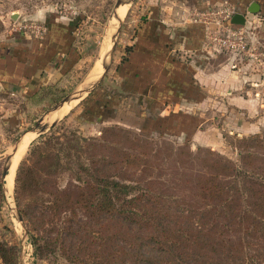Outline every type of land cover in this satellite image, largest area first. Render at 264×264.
Segmentation results:
<instances>
[{
  "label": "trees",
  "instance_id": "trees-1",
  "mask_svg": "<svg viewBox=\"0 0 264 264\" xmlns=\"http://www.w3.org/2000/svg\"><path fill=\"white\" fill-rule=\"evenodd\" d=\"M57 133L40 135L14 179L35 263L264 264L263 136L237 137L229 160L211 149L162 155L118 125ZM2 189L0 179V203ZM17 255L0 239L2 263Z\"/></svg>",
  "mask_w": 264,
  "mask_h": 264
},
{
  "label": "rangeland",
  "instance_id": "rangeland-1",
  "mask_svg": "<svg viewBox=\"0 0 264 264\" xmlns=\"http://www.w3.org/2000/svg\"><path fill=\"white\" fill-rule=\"evenodd\" d=\"M116 2L117 0H0V41L19 34L40 37L37 36L39 34L36 28L30 27L24 33L18 30L19 25H43L45 35L48 24L66 21L73 30L75 53L68 55L60 65L61 77L58 80L41 85L38 89L14 93L5 86H0V179L3 188L0 239L17 246L16 264L20 255V264H70L62 259L57 262H34L27 227L17 217L20 212L14 195V179L19 163L39 140L40 135L49 134L52 127L58 131V135L66 138L70 131L82 136H97L104 127L118 125L151 138L154 148L162 155L166 154L167 147L172 148V152L181 149L185 152L189 149L196 155H201V150L211 149L229 160L237 159L234 148L237 137L255 134L264 137V0H220L213 2L214 4L204 3L203 6L202 2L195 5L185 2L183 5L171 0H124L123 5L117 9ZM254 2L261 6L255 13L248 8ZM156 5L159 8L166 7L167 10L163 8V11L168 15H182L193 23L195 13L211 12L226 6L233 7V15L242 14L245 17V22L238 24L231 22V19L230 22L225 21V24L223 21L218 24L216 21L206 24L195 21L204 25V61L213 64L209 65L211 69H216L219 61L229 63L230 70L237 72L232 71L235 78L232 77L231 81L222 80L215 85L211 84L214 89L210 88L208 98L203 103H195L187 109L189 112H184L186 109L182 105L174 108L162 105L163 99L160 97L168 93L165 88L173 83V78L177 82L187 78L175 69L161 82L149 79L133 84V87L132 79L128 76V71L132 68L130 57L137 27L148 21V12ZM125 6L127 8L121 15L120 9ZM219 17L216 16L217 19ZM225 25H230L232 29H225ZM209 33H216L227 39L226 45L229 46L225 48L224 45H218L216 40L211 41ZM240 43L244 44L243 49L239 46ZM109 49L107 68L103 70L101 59ZM216 53L221 56L212 60L214 56L210 55ZM238 75L248 77L243 80ZM136 78L141 77L137 75ZM193 87L195 86L183 87V94L199 100V91ZM85 89L89 91H83ZM75 96L78 98L66 114L51 122L42 121L37 124L63 99ZM170 109L177 111L172 112ZM44 123L48 127L43 132H32L30 135L27 132L22 136L21 141L27 135L32 140L16 165L12 192H6L2 171L7 157L24 132L38 129ZM21 145L22 142L18 147ZM179 157L186 158V155L181 154ZM166 177L167 174H164L163 178ZM59 178V182L63 184L68 176L61 173ZM0 264L4 263L0 260Z\"/></svg>",
  "mask_w": 264,
  "mask_h": 264
},
{
  "label": "crops",
  "instance_id": "crops-1",
  "mask_svg": "<svg viewBox=\"0 0 264 264\" xmlns=\"http://www.w3.org/2000/svg\"><path fill=\"white\" fill-rule=\"evenodd\" d=\"M171 1H178L183 5L185 2H192V5L202 2L203 6L204 3L214 4L220 0ZM156 6L150 8L148 21L137 27L130 57L132 68L128 71V76L132 79L133 87V84L149 79L161 82L175 69L187 78L179 82L173 78V83L165 88L168 93L160 97L163 99L162 105L169 108L182 105L186 109L184 112H189L187 109L195 103H203L208 98L210 88L214 89L212 85L222 80L231 81L232 77L235 78L233 72L237 71L230 70V64L221 61L217 62L216 69H211L209 65L213 64L204 61V25L187 21L182 15H168L163 11V8L167 10L166 7L160 6L161 11ZM48 25V31L42 37L19 34L0 41V86H5L14 93H27L61 77L60 65L66 61L68 55L75 54L73 30L66 21H56ZM210 56H214L213 60L221 54ZM137 75L141 78H136ZM247 77L239 76L243 80ZM190 85H194L193 88L199 91L201 100L183 94V87Z\"/></svg>",
  "mask_w": 264,
  "mask_h": 264
},
{
  "label": "water",
  "instance_id": "water-1",
  "mask_svg": "<svg viewBox=\"0 0 264 264\" xmlns=\"http://www.w3.org/2000/svg\"><path fill=\"white\" fill-rule=\"evenodd\" d=\"M123 3H124V0H117V2H116V9H117L119 6L123 5ZM249 11H251V12H253V13L259 11V5H258L257 3H252V4L250 5V7H249ZM115 13H116V10H115ZM116 18H117L118 20H120V18H119L118 16H116ZM231 22H233V23H237V24H238V23H244V22H245V17H244V15H242V14H235V15L232 16V18H231ZM113 38H114V37H113ZM111 47H112V46H111ZM111 50H112V49H111ZM108 55H110V49H109L108 52L105 53V55H104V56L102 57V59H101V66H102V69H103V70H105V69L107 68L106 58H107ZM91 83H92V82H91ZM94 83H96V82H94ZM83 91H89V90L85 89V90H83ZM80 93H82V91H81ZM75 98H78V96H75V97H67V98L63 99V100L61 101V103L58 104V106H56V107H54V108L52 109V111L56 110L58 107H60L61 105H63L65 102L70 101V100H73V99H75ZM42 121H43V118L40 119V120L37 122V124L41 123ZM47 127H48V124H47V123H44V124H42L38 129L33 128V129H30V130H27L26 132H24V133L20 136V138L18 139V141H16V143H15V145H14V148H13V150H12V153L7 157L6 165H5V167H4L3 171H2V175H3V184H4V189H5L6 192H9V191H8L7 186H6V184H5V177H6L7 174L9 173V170H10V168H11V166H12V163H13V156L15 155L16 151L18 150V146H19L20 143H21L22 136H23L25 133H27V132L41 133V132H43V130L47 129ZM15 169H16V167H15ZM17 217H18V220H19V221H21V222L23 221V219H22V217H21V215H20L19 213H17ZM20 260H21V255L19 256V262H18V264H20Z\"/></svg>",
  "mask_w": 264,
  "mask_h": 264
},
{
  "label": "built area",
  "instance_id": "built-area-1",
  "mask_svg": "<svg viewBox=\"0 0 264 264\" xmlns=\"http://www.w3.org/2000/svg\"><path fill=\"white\" fill-rule=\"evenodd\" d=\"M233 14H234L233 7L232 6L231 7L230 6H226L223 9L221 8V9H218V10H212L211 12H208V11H206V12H197V13H195V17L193 16V19L192 20L199 21V22H202L203 21V23H205V24L206 23H209L210 21H216L217 24L220 23L219 21H223V23L225 24V21L230 22L231 16ZM217 15L220 16L219 17L220 19H217L216 18ZM229 26L230 25H225V29H227V30L232 29ZM30 27L32 29H35V28L37 29L36 31L39 34L37 36L42 37L44 35V33H45V28L43 27V25L41 27V26H36L34 24H30V25H28V24L19 25L18 30L20 32H24L25 33V30L26 29H30ZM208 37H209V39L211 41L212 40H216L217 42H219L218 45H220V46H223V45H224L223 47H225V46L228 47L229 46V45H226L227 39L217 36L216 33H213L212 35H211V33H209L208 34ZM239 46L242 49L244 48V44L243 43H240Z\"/></svg>",
  "mask_w": 264,
  "mask_h": 264
},
{
  "label": "bare ground",
  "instance_id": "bare-ground-1",
  "mask_svg": "<svg viewBox=\"0 0 264 264\" xmlns=\"http://www.w3.org/2000/svg\"><path fill=\"white\" fill-rule=\"evenodd\" d=\"M126 8H127V6H125V8L124 9H120V14L122 15L124 12H125V10H126ZM93 72V71H92ZM97 75H98V73H97ZM90 84V83H89ZM82 86H85V85H82ZM87 86H88V84H87ZM90 86H92V85H90ZM86 87V86H85ZM84 87V88H85ZM89 88V87H88ZM87 88V89H88ZM75 94V93H74ZM76 95V94H75ZM77 99L75 98V99H73V100H70V101H67V102H65L63 105H61L60 107H58L56 110H54V111H52V112H50L49 114H47L46 116H45V118H44V120L43 121H45V122H51L52 120H54V119H56V118H59V117H61V116H63L64 114H66L70 109H71V107L75 104V101H76ZM55 122V121H54ZM32 132H29L28 133V135H30ZM28 135H27V137H24V139L21 141L22 142V145H21V147H18V151H17V153H16V155H15V157H14V160H13V163H12V166H11V168H10V170H9V173L7 174V177H6V181H5V183H6V185H7V188H8V190H9V193L10 192H12L11 190H12V187H13V178H14V172H15V167H16V165H17V163H18V161L20 160V158L22 157V155H23V151H24V149H25V147L28 145V143L32 140H30L29 138H28ZM11 195V194H10Z\"/></svg>",
  "mask_w": 264,
  "mask_h": 264
}]
</instances>
